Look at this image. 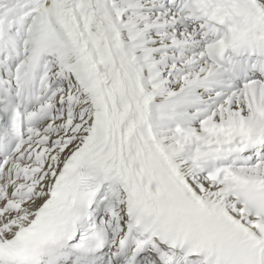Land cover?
Returning <instances> with one entry per match:
<instances>
[{
	"label": "snow or ice",
	"instance_id": "6c2138e0",
	"mask_svg": "<svg viewBox=\"0 0 264 264\" xmlns=\"http://www.w3.org/2000/svg\"><path fill=\"white\" fill-rule=\"evenodd\" d=\"M0 264H264V0H0Z\"/></svg>",
	"mask_w": 264,
	"mask_h": 264
}]
</instances>
